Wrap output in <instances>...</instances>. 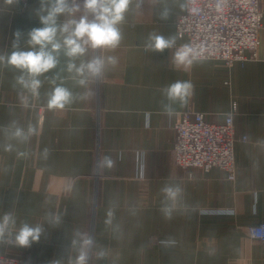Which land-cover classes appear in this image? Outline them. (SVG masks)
Masks as SVG:
<instances>
[{
  "label": "crops",
  "instance_id": "0c3cea01",
  "mask_svg": "<svg viewBox=\"0 0 264 264\" xmlns=\"http://www.w3.org/2000/svg\"><path fill=\"white\" fill-rule=\"evenodd\" d=\"M261 2L255 59L227 65L198 58L191 66L177 68L171 60L175 49L152 52L144 44L155 32L174 36L176 48L186 45L175 27L185 0H134L121 25L120 45L103 53L118 63L88 89L66 81L77 97L91 94L64 110L46 108L45 94L51 88L47 81L36 99L15 85L14 70L0 68V215L11 211L18 223L40 222L48 211L63 217L38 243L27 248L0 245V254L18 257L21 264H51L66 257L69 240L79 229L108 252L102 261L93 254L90 264H264V241L248 234L249 226L264 221ZM38 7L39 0H0V52L11 51L18 30L26 37L40 26ZM165 7L171 13L162 20ZM177 80L190 81L193 88L187 104L176 105L169 116L162 111L161 90ZM233 101L235 133L247 137L234 143V178L219 167L205 171L177 165L174 125L182 112L190 108L221 123ZM11 121L31 123L37 131L27 144L13 142L14 150L6 152L3 129ZM20 151L27 156H18ZM105 156L112 165L99 167ZM169 181L182 187L183 199L180 211L166 220L160 212V188ZM110 202L117 206L119 234L105 225ZM166 238L176 243L165 248L160 242Z\"/></svg>",
  "mask_w": 264,
  "mask_h": 264
},
{
  "label": "clouds",
  "instance_id": "9594fccd",
  "mask_svg": "<svg viewBox=\"0 0 264 264\" xmlns=\"http://www.w3.org/2000/svg\"><path fill=\"white\" fill-rule=\"evenodd\" d=\"M13 4L16 0H6ZM134 0H39L35 9L40 26L30 29L25 37L21 31L14 33L11 51L0 52V68L14 70L15 85L28 92L36 99L40 98V89L47 81L51 88L46 95V108L49 111L64 110L77 98L85 99L91 93L86 91L77 97L73 90L66 86L71 80L76 86L88 89L92 82H99L110 66L118 61L115 56H105V51L116 49L122 40L121 25L125 21ZM139 7V2H137ZM182 10L186 4L180 5ZM171 9L165 7L161 13L162 20L168 19ZM23 41V46H22ZM144 47L152 52L173 50L172 63L177 67L191 66L198 59L199 53L186 44L176 48L174 36H164L155 32L150 33ZM66 74V75H65ZM193 85L190 81H175L162 91V111L171 116L175 106L183 107L188 102ZM36 126L29 123L26 126L11 121L4 129L6 143L3 150L11 152L15 144H27L36 134ZM26 157L27 152L17 153ZM48 149H44L45 158ZM109 157L105 156L99 162V167L112 165ZM162 195L160 212L164 219L171 220L174 213L180 211L183 199L182 187L174 182H166L161 188ZM116 205L110 202L107 210L105 225L114 234L121 232L120 225L115 223ZM130 214L135 215L134 207ZM62 215L48 211L37 223L21 221L11 211L0 215V245H10L20 248L31 247L38 243L48 229L62 224ZM165 248L174 245L172 238L161 240ZM76 255L73 257L72 252ZM66 257L51 261V264H90L92 255L97 261L105 260L108 252L103 247L97 248L96 241L90 233L74 230L69 240Z\"/></svg>",
  "mask_w": 264,
  "mask_h": 264
},
{
  "label": "built area",
  "instance_id": "2783aa9c",
  "mask_svg": "<svg viewBox=\"0 0 264 264\" xmlns=\"http://www.w3.org/2000/svg\"><path fill=\"white\" fill-rule=\"evenodd\" d=\"M185 4L187 9L175 20L176 33L199 53L198 58L231 65L257 57L263 17L261 0H185ZM236 108L233 101L221 123L206 120L200 111L185 109L174 125L175 163L184 169L197 167L205 171L219 167L234 178V143L247 139L246 135L235 133ZM248 234L264 241V221L249 226ZM19 262L15 257L0 256V264Z\"/></svg>",
  "mask_w": 264,
  "mask_h": 264
},
{
  "label": "rangeland",
  "instance_id": "374dc122",
  "mask_svg": "<svg viewBox=\"0 0 264 264\" xmlns=\"http://www.w3.org/2000/svg\"><path fill=\"white\" fill-rule=\"evenodd\" d=\"M1 255H6V256H11V257H15V256H12V255H8V254H0V256H1ZM15 258L19 259V261H20V262H19V264H21V259H20V258H18V257H15Z\"/></svg>",
  "mask_w": 264,
  "mask_h": 264
}]
</instances>
